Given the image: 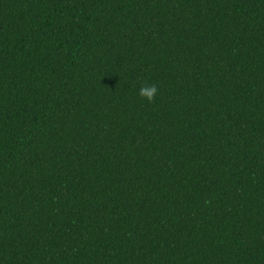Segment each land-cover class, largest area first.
<instances>
[{
	"label": "trees",
	"instance_id": "trees-1",
	"mask_svg": "<svg viewBox=\"0 0 264 264\" xmlns=\"http://www.w3.org/2000/svg\"><path fill=\"white\" fill-rule=\"evenodd\" d=\"M0 264H264V0H0Z\"/></svg>",
	"mask_w": 264,
	"mask_h": 264
},
{
	"label": "clouds",
	"instance_id": "clouds-1",
	"mask_svg": "<svg viewBox=\"0 0 264 264\" xmlns=\"http://www.w3.org/2000/svg\"><path fill=\"white\" fill-rule=\"evenodd\" d=\"M158 92L159 89L155 84L145 83L139 89V95L145 98L150 103L155 102V97L157 96Z\"/></svg>",
	"mask_w": 264,
	"mask_h": 264
}]
</instances>
